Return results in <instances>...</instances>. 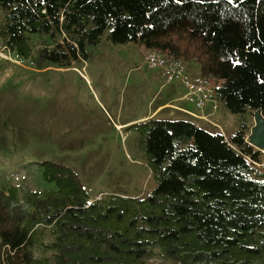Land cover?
<instances>
[{
	"label": "trees",
	"instance_id": "1",
	"mask_svg": "<svg viewBox=\"0 0 264 264\" xmlns=\"http://www.w3.org/2000/svg\"><path fill=\"white\" fill-rule=\"evenodd\" d=\"M1 32L38 69L88 57L107 31L114 44L138 43L216 78L230 113L264 115V0H0ZM60 36V39H58ZM32 58V57H31ZM139 135L156 182L143 197L90 199L78 174L39 162L56 186L19 197L0 188V264H41L38 226L50 227L52 264H252L264 258L262 152L245 141L247 124L225 137L188 119L150 117L129 125Z\"/></svg>",
	"mask_w": 264,
	"mask_h": 264
},
{
	"label": "rangeland",
	"instance_id": "2",
	"mask_svg": "<svg viewBox=\"0 0 264 264\" xmlns=\"http://www.w3.org/2000/svg\"><path fill=\"white\" fill-rule=\"evenodd\" d=\"M28 39L34 63L39 48L54 46L47 35L29 34ZM143 52L138 43H112L105 31L97 45L87 48L88 57L71 66L23 68L0 59V188L15 186L19 197L55 189L38 165L53 161L78 174L91 200L150 193L156 185L152 167L138 133L128 127L178 90L165 84L158 70L140 66ZM189 71L198 69L190 66ZM169 111L163 108L154 116H180ZM211 119L226 136L244 121L245 139L254 124L253 111L233 114L221 101ZM255 166L264 171V151ZM52 240L50 227H37L33 252L41 264H52L47 248ZM155 252L153 261L175 264ZM252 264H264V258Z\"/></svg>",
	"mask_w": 264,
	"mask_h": 264
},
{
	"label": "built area",
	"instance_id": "3",
	"mask_svg": "<svg viewBox=\"0 0 264 264\" xmlns=\"http://www.w3.org/2000/svg\"><path fill=\"white\" fill-rule=\"evenodd\" d=\"M143 60L141 67L147 69H156L166 83L179 81L184 88V98L198 110L209 108L213 113L219 104V97L216 88L220 85L221 80L216 78H200L198 71L192 73L189 71V64L181 59H175L158 50L144 48ZM0 59H3L14 65L30 68L34 66V60L31 57H25L19 54L15 49L6 44L1 32L0 22ZM195 118L205 121L210 128H215L223 135L220 125L215 123L209 115H197L189 113ZM225 136V135H224ZM227 137V136H225ZM256 164V163H255Z\"/></svg>",
	"mask_w": 264,
	"mask_h": 264
},
{
	"label": "crops",
	"instance_id": "4",
	"mask_svg": "<svg viewBox=\"0 0 264 264\" xmlns=\"http://www.w3.org/2000/svg\"><path fill=\"white\" fill-rule=\"evenodd\" d=\"M143 47V46H142ZM161 77V76H160ZM162 78V77H161ZM165 84H169L172 85L173 84V89L176 88L178 91L176 93V95L171 94L173 96V98L163 104H160L153 112H151L148 116H143L141 118H139L138 120H144L146 118L152 117L154 116L156 113H158L160 110H162L163 108H169L170 111L168 113V115L173 116L176 114V112L178 114H180V116H178L175 119H188L193 121L194 123H196L199 126L202 127H208L207 123L199 118H195L193 116H191L189 113H194L197 115H209V117L211 118V116H213L214 112L211 113V111L209 110V108H204L201 110L195 109L183 96H184V88L182 87V85L180 84L179 81H174L171 83H165ZM164 86V83L161 85V87ZM172 101L174 102H178V103H172ZM182 103V104H181ZM165 106V107H164ZM155 117V116H154ZM219 125V124H218ZM210 128V127H208ZM211 129V128H210ZM224 133V132H223ZM224 135L226 136V134L224 133ZM228 136V135H227Z\"/></svg>",
	"mask_w": 264,
	"mask_h": 264
},
{
	"label": "water",
	"instance_id": "5",
	"mask_svg": "<svg viewBox=\"0 0 264 264\" xmlns=\"http://www.w3.org/2000/svg\"><path fill=\"white\" fill-rule=\"evenodd\" d=\"M254 124L250 128V133L246 136L245 141L256 148L264 151V115L260 109L253 111Z\"/></svg>",
	"mask_w": 264,
	"mask_h": 264
}]
</instances>
